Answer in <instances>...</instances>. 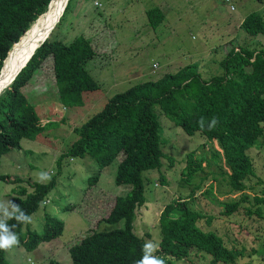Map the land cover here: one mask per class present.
Returning a JSON list of instances; mask_svg holds the SVG:
<instances>
[{"label":"rangeland","instance_id":"obj_1","mask_svg":"<svg viewBox=\"0 0 264 264\" xmlns=\"http://www.w3.org/2000/svg\"><path fill=\"white\" fill-rule=\"evenodd\" d=\"M226 1H70L56 37L69 41L82 36L89 41L94 56L85 63V69L99 89L76 94L72 99L60 96L48 61L20 89L45 128L35 140H22L18 150L1 158L0 176L7 181H0V204L11 201L21 189L32 192L34 184L55 180V187L19 231L18 245L4 251L7 264H70L67 249L90 231L122 228L121 222L115 226L100 222L115 198L130 190L129 186L114 184L117 159L101 169L87 155L58 160L76 141L74 129L98 113L112 96L193 64L201 79L208 80L220 73L218 63L229 47L235 46L236 51L264 48V36H247L240 27L250 13L264 19V0ZM154 8L161 11L163 20L153 29L146 13ZM154 113L165 158L159 171L142 175L145 203L135 212L133 234L143 238L145 244L157 245L150 253L155 257L160 241L159 215L166 204L182 199L190 210L208 217L198 221L200 230L215 233L225 247L241 252L237 264H264V204L254 202L255 197L264 199V138L247 152L254 171L244 181L246 189L242 193L247 201L226 217L218 204L236 201L241 194L230 192L229 169L217 143L205 141L198 133L185 135L164 117L159 106L154 107ZM190 155L201 163L202 172L186 182L183 170ZM45 216L53 218V223H62L60 235L27 250L32 243L27 241V233L39 234ZM173 264L214 263L204 253L192 251Z\"/></svg>","mask_w":264,"mask_h":264},{"label":"trees","instance_id":"obj_2","mask_svg":"<svg viewBox=\"0 0 264 264\" xmlns=\"http://www.w3.org/2000/svg\"><path fill=\"white\" fill-rule=\"evenodd\" d=\"M50 1L0 0V72L11 47L46 12ZM70 1L48 38L19 71L13 84L0 94V162L4 155L18 150L22 140L33 141L44 132L45 127L20 92L43 63L48 61L55 90L62 97L72 99L76 94L99 89L85 69V63L94 56L89 41L82 36L69 41L56 37ZM146 17L153 29L163 20L161 11L156 8L148 11ZM240 27L247 36H264V19L257 13L245 17ZM218 66L220 73L208 80L201 79L193 64L156 81L136 84L107 99L98 113L74 129L77 139L58 161L87 155L101 169L117 159L114 184L129 186L130 190L116 197L106 218L100 220L107 226L121 222L122 228L90 231L67 249L70 264H137L145 255L144 239L133 234L132 222L136 210L145 203L143 173L159 171L165 158L160 149L155 106H159L164 117L185 135L191 137L198 133L205 141L217 143L229 169L230 192L241 194L236 201L219 203L221 214L231 216L246 203L247 196L242 193L246 189L244 181L254 173L247 152L264 138V48L236 51L235 46L229 47ZM199 171L202 172L201 163L188 156L183 170L185 181H191ZM1 180L7 181L0 176ZM54 187L55 180L34 184L32 192L21 189L10 202L30 216ZM254 202L264 204V199L255 197ZM203 219L208 217L190 210L187 201L176 199L166 204L157 222L160 241L155 258L163 264H173L192 251H199L214 264H237L241 252L225 247L215 233L200 230L198 221ZM52 220L45 216L39 234L27 233V241H32L27 250L60 235L62 223ZM8 224L15 225L11 230L17 236L26 225L14 219L8 220ZM4 251L0 250V264H7Z\"/></svg>","mask_w":264,"mask_h":264},{"label":"bare ground","instance_id":"obj_3","mask_svg":"<svg viewBox=\"0 0 264 264\" xmlns=\"http://www.w3.org/2000/svg\"><path fill=\"white\" fill-rule=\"evenodd\" d=\"M67 2L68 0H53L47 13L34 22L30 29L22 36L23 39L21 38L22 40L20 39L19 42L10 49V52L6 57L7 61L5 59L3 62L5 66L2 64L3 66L0 72L1 84L12 81L11 77L19 66H21L20 64L25 60L28 61V56L33 51L34 47L42 40V38L48 35V32H50L54 26H56Z\"/></svg>","mask_w":264,"mask_h":264},{"label":"clouds","instance_id":"obj_4","mask_svg":"<svg viewBox=\"0 0 264 264\" xmlns=\"http://www.w3.org/2000/svg\"><path fill=\"white\" fill-rule=\"evenodd\" d=\"M5 204L8 206H5ZM5 204H0V250L11 249L19 243L17 234L11 230L15 225H9L8 220L14 219L21 223L30 222V217L27 216L19 206L10 201H6ZM144 247L146 249L145 255L140 261H137V264H163V261L160 259L149 255V253L156 250L157 245L149 242L145 244Z\"/></svg>","mask_w":264,"mask_h":264},{"label":"water","instance_id":"obj_5","mask_svg":"<svg viewBox=\"0 0 264 264\" xmlns=\"http://www.w3.org/2000/svg\"><path fill=\"white\" fill-rule=\"evenodd\" d=\"M52 2H53V0H51V1L49 2L48 6H47V9H46V12H45L44 14L47 13V11H48V9H49V7H50V5H51ZM64 9H65V8H64ZM44 14H43V15H44ZM43 15L39 16L38 19H39L40 17H42ZM38 19H37V20H38ZM37 20H35V22H36ZM58 21H59V20H58ZM31 26H32V25H31ZM31 26H30V27H31ZM29 29H30V28H29ZM29 29H28V30H29ZM28 30H27V31H28ZM27 31H26V32H27ZM26 32H25V33H26ZM25 33H24V34H25ZM48 34H49V32H48ZM48 36H49V35H48ZM21 38H22V36L20 37V39H21ZM47 38H48V37H47V35H46V36H45L44 38H42V40H41V41H40V42L34 47L33 51H32V52L30 53V55L28 56V61H29V59L31 58V56L34 54V52H35V51H36V50H37V49L43 44V42H44ZM20 39H19V40H20ZM11 48H12V47H11ZM8 53H9V52H8ZM8 53H7V54H8ZM5 59H6V57H5ZM5 59H4V60H5ZM4 60H3V62H4ZM28 61L22 63L21 66H19V68L13 73V75H12V77H11V78H12V79H11L12 81H9L10 83H9V82H8V83H5V84H1V83H0V94H1L2 92H4L8 87H10V86L13 84L15 77L19 74V71H21V70L26 66V63H27Z\"/></svg>","mask_w":264,"mask_h":264},{"label":"built area","instance_id":"obj_6","mask_svg":"<svg viewBox=\"0 0 264 264\" xmlns=\"http://www.w3.org/2000/svg\"><path fill=\"white\" fill-rule=\"evenodd\" d=\"M226 2H229V0H227Z\"/></svg>","mask_w":264,"mask_h":264}]
</instances>
